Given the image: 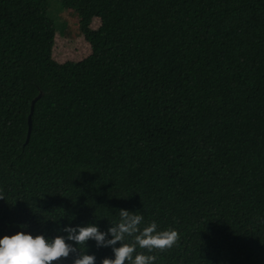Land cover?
I'll return each instance as SVG.
<instances>
[{
    "label": "trees",
    "instance_id": "16d2710c",
    "mask_svg": "<svg viewBox=\"0 0 264 264\" xmlns=\"http://www.w3.org/2000/svg\"><path fill=\"white\" fill-rule=\"evenodd\" d=\"M59 2L79 61L52 59L48 0H0V235L106 231L123 208L177 231L136 249L154 264H264V0Z\"/></svg>",
    "mask_w": 264,
    "mask_h": 264
},
{
    "label": "clouds",
    "instance_id": "9594fccd",
    "mask_svg": "<svg viewBox=\"0 0 264 264\" xmlns=\"http://www.w3.org/2000/svg\"><path fill=\"white\" fill-rule=\"evenodd\" d=\"M143 216L127 209L119 210V220L106 231L100 230L96 223L86 222L77 225H64L56 229L53 236L44 233L25 231V225L12 234L0 235V264H53L59 258L75 256L71 264H95L96 257L87 251L78 253L75 247L85 245L91 239L97 247H111L112 257H104L100 264H154L156 257L136 251L137 248H170L178 239L175 229H157L155 221L145 224ZM135 253V254H134Z\"/></svg>",
    "mask_w": 264,
    "mask_h": 264
},
{
    "label": "rangeland",
    "instance_id": "374dc122",
    "mask_svg": "<svg viewBox=\"0 0 264 264\" xmlns=\"http://www.w3.org/2000/svg\"><path fill=\"white\" fill-rule=\"evenodd\" d=\"M48 2V16L54 24L52 59L57 62L83 59L90 53V45L80 33L78 12L66 8L59 0H48ZM98 24L99 19L95 17L90 26L95 29Z\"/></svg>",
    "mask_w": 264,
    "mask_h": 264
},
{
    "label": "water",
    "instance_id": "95a60500",
    "mask_svg": "<svg viewBox=\"0 0 264 264\" xmlns=\"http://www.w3.org/2000/svg\"><path fill=\"white\" fill-rule=\"evenodd\" d=\"M41 94H38V96H36L32 101H31V105H30V113L28 115V131H27V136H26V142L28 140L29 134H30V130H31V114L33 111V107H34V103L37 100V98L40 96Z\"/></svg>",
    "mask_w": 264,
    "mask_h": 264
}]
</instances>
